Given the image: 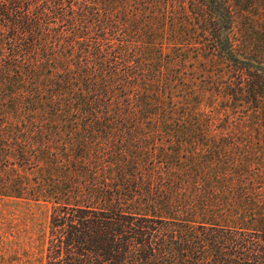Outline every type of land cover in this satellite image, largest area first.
I'll return each mask as SVG.
<instances>
[{"label":"trees","instance_id":"obj_1","mask_svg":"<svg viewBox=\"0 0 264 264\" xmlns=\"http://www.w3.org/2000/svg\"><path fill=\"white\" fill-rule=\"evenodd\" d=\"M250 10L0 0V153L25 168L12 198L52 205L43 264H264V22Z\"/></svg>","mask_w":264,"mask_h":264},{"label":"rangeland","instance_id":"obj_2","mask_svg":"<svg viewBox=\"0 0 264 264\" xmlns=\"http://www.w3.org/2000/svg\"><path fill=\"white\" fill-rule=\"evenodd\" d=\"M249 2L248 4V0H232L240 15H248V7L251 9L250 24L254 28L258 26L257 22H264V0ZM239 21L241 30L250 28L248 16H242ZM199 67L203 66L190 61L183 70L189 73L190 78L205 79V73L199 71ZM211 70L207 68L208 74ZM25 175L20 158L14 159L6 152L0 153V264L44 263L52 205L27 199L26 196L12 198L11 185L23 183Z\"/></svg>","mask_w":264,"mask_h":264}]
</instances>
